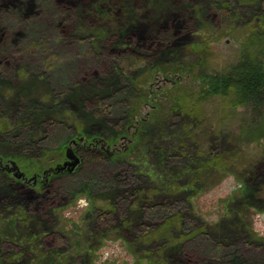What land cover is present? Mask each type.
I'll list each match as a JSON object with an SVG mask.
<instances>
[{"label":"rangeland","instance_id":"1","mask_svg":"<svg viewBox=\"0 0 264 264\" xmlns=\"http://www.w3.org/2000/svg\"><path fill=\"white\" fill-rule=\"evenodd\" d=\"M36 1L34 22L27 11L17 24L26 52L0 62V161L36 175L24 185L0 169V264H178L194 247L183 241L192 227L222 247L207 264H264V93L235 109L230 97L198 99L203 77L236 65L251 30L263 31L259 0H225V16L209 6L224 0ZM195 3L211 10L208 23L185 31L181 9ZM62 5L75 20L55 37ZM158 29L174 36L165 47ZM102 49L141 60L98 71L85 53ZM178 94H191L197 112L174 110ZM68 147L80 160L85 147L106 156L46 178ZM164 208L184 216L156 233Z\"/></svg>","mask_w":264,"mask_h":264},{"label":"trees","instance_id":"2","mask_svg":"<svg viewBox=\"0 0 264 264\" xmlns=\"http://www.w3.org/2000/svg\"><path fill=\"white\" fill-rule=\"evenodd\" d=\"M259 3L261 7L259 11H257V15L255 17L258 26L264 28V0H259ZM209 6L211 9H214L216 13L220 14V16H225L226 13H228L230 5L224 0L220 2H210ZM11 7H16L19 10H17L18 12L13 17L10 16L12 15L10 12ZM0 8V11H3L0 12V38L1 41H3L2 45L7 47L0 50V62L4 60L5 62L9 63L10 60L8 57L10 56V54L8 51L10 49H13L16 52L17 56H20L23 52H26L25 49L23 50L19 48L18 43L22 36L25 35L24 32L17 27V24L19 22L22 23L23 19L21 20V15L30 12L28 16H25L26 18H24V22L33 23L35 19L34 16H37L40 11L36 0H0ZM59 8L62 18L57 21V25L60 28L54 30L53 34L55 37H60V31H62L65 26L75 20V13L71 8L65 5H62ZM181 10V13L184 15L185 19V31L193 28H203L204 24L206 25V23H208V13L211 11L206 5H202L199 3H195L193 6L185 7ZM4 12L9 14V21L4 20ZM15 17L18 19H14ZM7 23H9L13 28L11 27V29H8ZM16 29L17 31H20L16 32ZM94 36L97 41H99L101 37H103L102 43H104V40H106L107 38V34L101 36L100 34L95 33ZM173 37L174 36H172L171 30L158 29L156 32H154L153 39L159 41V43L164 46L167 43H170ZM43 39H39L37 40L38 42L36 41L32 44H29V47H36L40 43L41 46L42 43H44V45L46 46L47 40ZM245 44H247V47L243 51V58L236 65L228 68L229 70H226L222 73H212L203 77L202 87H200L199 90V100H203L207 97L212 96H224L228 98L230 97L228 104L231 105L233 109H235L237 106L247 105L249 103H252L255 107L260 104V98L264 93V29L263 31H257L253 28L248 36V40L245 41ZM251 45H256L257 48H253V51L252 49L249 50V47ZM85 54H90L91 64L97 67L98 71L103 70L106 64L109 62L111 63V61L112 64L116 63L126 71L133 68L141 60L139 56H136V54L133 55L123 52L110 54L104 51V49H102V51L98 50L97 53L95 50L94 54ZM46 62L50 63V61H48L47 59L45 60V64H48ZM10 66V64H7L4 69L6 71H10ZM185 98L191 100L192 96L191 94H186L185 96H181L180 94H178L176 98L178 101L173 108L177 112L183 113L187 116L193 115L197 107L196 105L190 106V103L187 102L188 100H184ZM91 107L98 116H103L105 114V112L101 109V105L99 103H96ZM83 150L85 152L83 153L82 159L80 161H83V163L89 167L91 166V169H94V165H92L94 164V162L98 164L99 162H101L100 157L106 156L105 153H101V156H98L97 153L89 151L90 149H86V147L83 148ZM217 160V155H209V161H207L208 166L212 165V163L216 165L218 162ZM79 165L77 167H79ZM163 211L165 213L164 216L160 218V222L155 226L156 229L154 232L156 233H159L163 227L166 230L176 227L177 224L182 221V216H184L179 212H172V210H170L169 208H164ZM100 216H102L103 218V212L100 213ZM146 230V227H142V231L145 232ZM183 236V241L193 244L194 247L192 248V250L183 254L178 264H207L209 262L215 263L217 261L218 257L221 254L220 252L222 250V247L218 242H210V237L207 236L204 230L200 229L199 227H192ZM207 239L209 240V242ZM200 240L209 243V249L205 252L203 251V253H198L197 251V242Z\"/></svg>","mask_w":264,"mask_h":264},{"label":"water","instance_id":"3","mask_svg":"<svg viewBox=\"0 0 264 264\" xmlns=\"http://www.w3.org/2000/svg\"><path fill=\"white\" fill-rule=\"evenodd\" d=\"M101 140L98 138H94V143H100ZM102 143V142H101ZM80 164V157L76 155V153L71 149H66V161H64L61 165L56 166L54 168H50L48 170L44 171V176L46 174H58L60 172H63L64 170H67L68 172H72L78 165ZM0 167L2 170H5L12 174V177L15 179H23L26 183L29 182V180H34L36 178V175H33L31 178H27L23 171L20 169V167L17 165L15 161L8 160L5 163L0 161Z\"/></svg>","mask_w":264,"mask_h":264},{"label":"flooded vegetation","instance_id":"4","mask_svg":"<svg viewBox=\"0 0 264 264\" xmlns=\"http://www.w3.org/2000/svg\"><path fill=\"white\" fill-rule=\"evenodd\" d=\"M66 161V160H65ZM0 169L2 170V168L0 167ZM3 171H5V170H3ZM7 172V171H6ZM63 172H66V170H64ZM11 174V173H10ZM53 174V173H52ZM52 174H46L45 176H46V178H48L49 176H51ZM25 175V174H24ZM46 178H44V180L46 179ZM17 180H19L21 183H23L24 185H27V184H30V182H32V184H35V180H36V178L34 179V180H29V182H25L23 179H17Z\"/></svg>","mask_w":264,"mask_h":264}]
</instances>
